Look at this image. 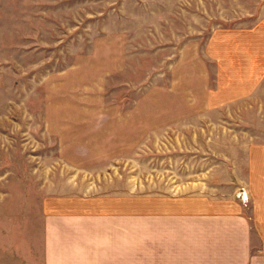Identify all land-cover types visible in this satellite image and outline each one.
Here are the masks:
<instances>
[{
  "label": "rangeland",
  "instance_id": "374dc122",
  "mask_svg": "<svg viewBox=\"0 0 264 264\" xmlns=\"http://www.w3.org/2000/svg\"><path fill=\"white\" fill-rule=\"evenodd\" d=\"M250 1L0 0V193L31 166L69 193H186L189 117L223 78L207 49L235 44Z\"/></svg>",
  "mask_w": 264,
  "mask_h": 264
},
{
  "label": "crops",
  "instance_id": "0c3cea01",
  "mask_svg": "<svg viewBox=\"0 0 264 264\" xmlns=\"http://www.w3.org/2000/svg\"><path fill=\"white\" fill-rule=\"evenodd\" d=\"M249 4L235 44L207 49L225 84L203 85L189 117L186 193L172 182L156 196L69 193L41 166L28 171L37 181L12 170L29 187L0 193V264H264V0Z\"/></svg>",
  "mask_w": 264,
  "mask_h": 264
},
{
  "label": "built area",
  "instance_id": "2783aa9c",
  "mask_svg": "<svg viewBox=\"0 0 264 264\" xmlns=\"http://www.w3.org/2000/svg\"><path fill=\"white\" fill-rule=\"evenodd\" d=\"M240 195L242 198H246V194H244L243 192Z\"/></svg>",
  "mask_w": 264,
  "mask_h": 264
}]
</instances>
